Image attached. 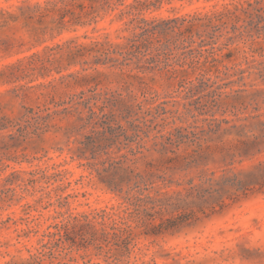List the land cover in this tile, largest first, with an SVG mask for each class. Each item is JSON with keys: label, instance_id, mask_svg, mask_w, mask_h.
<instances>
[{"label": "rangeland", "instance_id": "obj_1", "mask_svg": "<svg viewBox=\"0 0 264 264\" xmlns=\"http://www.w3.org/2000/svg\"><path fill=\"white\" fill-rule=\"evenodd\" d=\"M137 1L0 0V264H264V184L250 185L245 192L226 186L223 202L194 208L191 224L146 234L127 217L130 206L122 196L75 153V137H80L71 131L75 116L61 111L73 109L71 96L96 88L130 94L136 98L133 102L142 104L140 118L155 116L142 152L129 155L134 162L126 163L140 170L168 166L166 176L174 189L201 171H215L218 178L264 163V138L249 147L242 140L259 131L239 127L254 123L253 115L264 121V79L245 72L242 81L225 88L213 110L218 121H228L211 134L202 132L207 131L202 119L211 112L196 110L205 99L183 98L178 86L179 79L202 74L236 80L238 75L229 76L234 70L261 60L264 13L240 22L250 36L216 50L215 61L201 57L192 66L175 65V73L172 68L96 64L95 51L79 55L73 49L122 45L140 18L215 14L254 0H139L151 4L136 9ZM185 107L195 116L187 115ZM48 113L52 115L46 120ZM24 114L27 132L9 122ZM36 115L42 128L33 133ZM121 123L125 125V120ZM180 126L197 132L198 138H184L174 152L153 145L155 135ZM124 139L119 137L115 150L120 146L125 151ZM77 220L90 221L95 228L108 229L114 222L128 225L132 234L128 249L99 248L88 235L66 236L62 226Z\"/></svg>", "mask_w": 264, "mask_h": 264}, {"label": "trees", "instance_id": "obj_2", "mask_svg": "<svg viewBox=\"0 0 264 264\" xmlns=\"http://www.w3.org/2000/svg\"><path fill=\"white\" fill-rule=\"evenodd\" d=\"M147 1H137L134 8L139 9L151 3ZM264 13V1L254 0L247 2L246 6L227 9L224 12L215 14H186L166 18H154L151 20L140 18L136 31L126 37L125 42L119 46L106 48L84 46H73L74 54L84 55L86 52L95 51L94 62L109 63L111 66H127L137 69H159L169 70L173 73L175 65H194L201 57L210 61H215L213 57L216 50L227 48L235 38L250 36L248 31H244L240 22L252 21ZM264 51V50H263ZM248 77L257 75L264 79V52L259 61L247 62L246 68H238L231 75H238L237 79L224 81L226 78L207 77L204 74L195 79L188 80L181 78L178 86L183 98L205 99L201 107H196L199 114L210 113V117H205L206 134L216 133L221 128V122L228 120L222 118L217 120L214 106L219 98L226 92V87L230 83L240 82L244 79V73ZM227 74V72H225ZM231 91H239L232 89ZM88 94L80 92L71 96V111L66 112L64 107L61 113H69L75 116L71 131H75L80 137H75L77 143L75 153L78 157L85 158L88 165L96 172L99 179L111 191L121 195L124 202L130 207L127 217L131 218L136 226L142 227L146 234H160L167 231L179 230L183 226L192 222L191 213L194 208L203 210L204 207H214V203L223 202L225 187H234L236 191L245 192L250 185L264 184V163H258L248 171L224 172L218 178L215 171H201L193 177L184 179L177 183L181 189L172 188L173 180L166 176L164 169H137L132 164L129 155L135 156L141 153L144 148V136H148L151 124L155 118H140L137 114L142 110L141 102H133L132 95H122L116 91H97L96 88L89 89ZM199 101V102H200ZM207 107V108H206ZM186 114L192 113V109L185 107ZM138 110V111H137ZM30 111V110H29ZM54 111L53 113H57ZM25 115L17 120H9L18 130L27 132L28 125L24 124ZM48 113L44 118L51 117ZM192 116H195L192 113ZM257 120L249 125L240 124L241 130H258L259 133L251 134V138L242 140L246 145L254 146L264 138V121L259 115H253ZM35 121L33 133L42 127L40 126V115L32 117ZM125 120V125L121 123ZM244 118L243 120H245ZM149 121V123H148ZM217 121V122H216ZM47 126V125H46ZM157 125H155L156 127ZM87 129V133H82ZM187 127H176L164 133L160 132L153 139L154 146L160 145L163 152L173 151L185 142L184 138L192 135L198 138L197 132L188 131ZM124 136L125 151L121 152L120 146L116 150L114 146L120 136ZM241 141V140H240ZM134 145H131L133 144ZM172 147V148H171ZM152 167L151 163H148ZM188 210V212H182ZM99 217L104 218V214ZM79 221V220H77ZM104 226V222H100ZM124 224V222H122ZM63 230L66 236L74 233L81 239L86 235L91 242L103 245H112L115 249H128L131 241V231L129 226L113 225L95 228L90 221L65 223ZM87 227L90 231H83Z\"/></svg>", "mask_w": 264, "mask_h": 264}]
</instances>
